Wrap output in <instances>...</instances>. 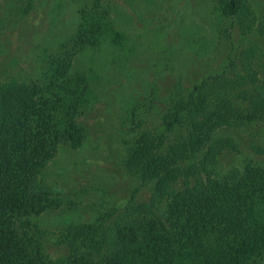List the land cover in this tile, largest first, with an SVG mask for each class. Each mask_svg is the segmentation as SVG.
<instances>
[{
  "label": "trees",
  "instance_id": "obj_1",
  "mask_svg": "<svg viewBox=\"0 0 264 264\" xmlns=\"http://www.w3.org/2000/svg\"><path fill=\"white\" fill-rule=\"evenodd\" d=\"M245 0H218L233 19ZM240 24H244L240 19ZM114 32L100 0L78 10V23L53 52L44 51L35 82L0 91V264H248L264 258V168L247 164L222 178L210 176L198 155L218 125L251 124L264 113V76L246 78L258 98L252 111H235L224 98L210 107L206 91L224 73L180 82L163 96L162 131L150 130L128 145L125 167L138 183L128 200L93 222L47 228L32 220L61 201L40 186L37 174L59 144H82L88 129L83 110L93 99L90 68L76 69L73 57ZM264 36V25L261 30ZM228 67L235 60L228 56ZM264 74V67L262 68ZM209 89V90H208ZM228 95H226L227 97ZM132 115H135L133 112ZM264 115V114H263ZM201 180L185 194L170 196L168 178L182 160ZM181 160V161H180ZM192 170V171H193ZM150 188L144 199L139 192ZM172 193V192H171ZM61 248L53 253L50 246Z\"/></svg>",
  "mask_w": 264,
  "mask_h": 264
},
{
  "label": "rangeland",
  "instance_id": "obj_2",
  "mask_svg": "<svg viewBox=\"0 0 264 264\" xmlns=\"http://www.w3.org/2000/svg\"><path fill=\"white\" fill-rule=\"evenodd\" d=\"M92 1L0 0V91L35 82L44 51H55L72 34L79 8ZM217 1L100 0L115 33L107 31L100 45L73 57L74 68H90L92 75L93 99L81 118L88 135L80 145L59 144L39 170V185L61 204L33 217L34 222L47 228L89 223L128 200L138 183L125 167V141L145 129L149 142L160 140L156 108L174 83L190 86L202 76L224 73L213 83V93H201L210 107L224 98L235 111L258 106L246 76L250 70L264 76V0H245L235 24ZM229 55L233 67H228ZM255 111L251 124L211 129L197 158L207 163L211 177L222 178L247 164L264 168V113ZM193 159L180 160L169 175L170 196L185 194L201 180L187 166ZM150 191L145 186L139 196L146 199ZM248 264H264V258Z\"/></svg>",
  "mask_w": 264,
  "mask_h": 264
}]
</instances>
